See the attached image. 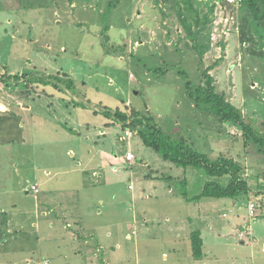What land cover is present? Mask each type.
<instances>
[{"label":"rangeland","instance_id":"obj_1","mask_svg":"<svg viewBox=\"0 0 264 264\" xmlns=\"http://www.w3.org/2000/svg\"><path fill=\"white\" fill-rule=\"evenodd\" d=\"M110 1L0 0V103L9 95L15 100L20 99L17 107L22 113L29 98L33 102L41 96L36 106L44 110L43 115L37 114L46 120L43 124L64 127L65 133L72 128L81 134L82 144L75 147L78 150L99 142L106 151L121 158L118 164L124 168L118 167L117 174L126 172L127 177L117 180L119 177L106 169L110 185L99 189L103 190L101 192L93 188L96 180L92 175L86 176V183L79 174H75L71 181L75 187L72 190L92 187L82 189L80 199L89 201V204L96 203L93 222L115 224L111 228L114 231L117 224L128 222L125 252L138 253L139 259L134 255L133 263L131 258L127 263L178 264V257L170 252L175 243L165 237L170 232V222L182 234L190 233V229H201L200 222L204 226V222H222L224 229L220 241L214 245L207 239L206 259L202 263L193 259L191 264H264V149L250 145L245 148L238 127L229 123L218 124L210 114L195 106L186 90L188 82L192 83L193 89L203 85V74L209 70L217 92L236 106L247 123L264 138V20L254 21L241 7L242 2L194 0V8L200 17L208 19L198 28L202 48L198 54L178 18L181 11L193 23L182 0H160L159 3L154 0H120L112 9L108 7ZM12 72L18 76H30L35 84L15 80L8 81V84L2 78ZM60 73H66L68 78L64 79L70 78L73 83L69 85L65 81L60 84L58 78L47 76ZM40 79L51 83L37 84ZM55 84L62 89H55ZM29 94L31 96L25 100V95ZM50 97L60 99L68 108L55 101L52 103ZM87 100H90L88 107L92 114H87L86 110V117L91 120L105 118L113 126H118L120 138L115 136L111 141L102 142L91 135L97 131L87 133L78 127V123L88 121L76 115L81 105L87 107ZM106 107L118 121L109 116L111 113L108 115ZM116 107L125 114L127 121H121L122 118L115 115ZM132 111L138 112L145 125L137 123L140 119L134 117ZM98 112L103 116L98 117ZM30 117L27 123L34 124L35 118ZM74 118L71 122L70 119ZM3 121L6 123V118ZM148 123L152 126L150 130L156 124L168 135L180 134L213 158L223 154L240 161L245 166L242 176L250 186V193L234 200L212 199L191 205L182 200L174 206L168 204L169 189H175L173 195L186 200L188 195L194 197L201 192L206 179L199 170L177 167L147 147L140 134ZM7 128L0 125V175H4L0 186L15 185L6 191L7 194L14 191L11 198L7 201L4 196L3 200L4 207L17 222H12V231L5 235L6 238L0 236V264H56L54 259L43 263L47 258L46 239L51 231L54 234V230L44 227L46 222H31L35 219L36 200L28 185L35 176L42 189L46 171L56 173L53 167L57 164L46 160V165L43 164L45 157L42 154L54 150L50 143L40 145L38 140L29 137L47 139L57 134L41 131L39 126L23 133L29 139L21 142L20 136L13 129L5 131ZM38 129L40 132L37 133ZM61 137L64 141L65 137ZM57 148L60 150L59 146ZM78 150L77 158L81 159L82 152L78 154ZM129 151L135 155L132 163L126 160ZM184 180L187 181L185 190L180 185ZM131 183L134 191L128 189ZM21 186H28L27 192L30 193L20 192ZM65 187L63 184L59 189ZM154 187L162 189L159 191L163 192L162 195L152 192ZM145 188L152 190H143ZM180 191H186L188 195L181 196ZM141 192L143 196H139ZM150 194L153 197H147ZM99 199H103V204H98ZM208 202L216 205L205 208L204 203ZM14 203L15 209H12ZM252 204L255 205L253 214L249 209ZM207 209H210L209 213ZM139 222L148 223L150 235H142L147 232L142 225L141 230H134ZM63 223L67 225V222ZM160 225L163 227L159 230ZM249 226L252 235L241 236ZM158 230L164 239H159ZM119 233L117 240L124 238ZM152 235L157 239L151 238ZM140 238L143 247L136 252L130 243ZM176 243L184 244V240L178 238ZM165 252L168 260L163 256ZM96 261L89 258L85 264ZM113 264L118 263L114 261ZM180 264L189 262L183 259Z\"/></svg>","mask_w":264,"mask_h":264},{"label":"crops","instance_id":"obj_2","mask_svg":"<svg viewBox=\"0 0 264 264\" xmlns=\"http://www.w3.org/2000/svg\"><path fill=\"white\" fill-rule=\"evenodd\" d=\"M10 74L16 75V73L14 72ZM47 76H51V75H47ZM30 78L31 77H29V79ZM25 79L27 78H24L22 81L26 82L27 80H29V79L27 80ZM50 94L51 96L56 95V93H50ZM29 96L31 95L30 94L25 95V100H27ZM40 97L38 98L39 100ZM50 98L52 103H54L53 101H55L57 104H59V106L63 108L67 107L66 105H64L63 102H61L60 99L53 97ZM5 99H6L5 102L3 101L0 103L4 105L6 108L5 111L0 110V125L8 126L7 130L5 131H10L13 129L18 134V136H20L21 142H25L29 138L30 140L36 139L40 142L39 143L40 145L50 143V147L54 149L52 151L46 150L45 151L46 154H42V155L45 157L43 159V164L46 165L44 160L52 162L54 164L57 163L53 167V169H56V173H53L51 171H46V174L44 175V179H42L44 181L41 184L43 186L42 189L39 187V182H38L39 179H36L35 176L33 177V179H31V183L28 185L31 187L36 185L39 188V192L37 194L31 191L35 194V200H36V205H35L36 209L34 213L35 219H31V222H46L44 223V227L49 228L50 231L51 229L54 230L53 235H52V231L48 233V237L46 239L47 242L46 253L48 255L46 254L47 258L43 260L45 261L43 263L48 262V259H54L57 261L56 264H85L86 260L91 258L97 260L98 264H113L114 261L115 263L118 264H129L127 263L128 258H131V263H133L132 257L134 255H136V257L139 259L138 253L129 254L128 252L127 254L125 252V244L127 242L126 237L128 238V234H129L128 222H125L123 225L117 224L116 229L118 228V226H120L121 228L117 230L115 229L116 232L114 230H111L112 227H115V224L107 225L101 222L99 223L93 222L92 214L95 213L94 208L96 203L92 202V204L91 203L89 204V201L80 199V191L82 189L92 188V187L84 186L82 188H79L80 189L79 191L78 189L72 190V188L75 187L74 185H72L73 182L71 181V178L75 177V174L76 176L77 174H79V177H84L82 181L85 183L88 182V178L86 176L92 175V177L96 180L93 181V185H94L93 188H96L97 191L99 192L103 191L99 189H104V187L110 185L109 179L106 178V169L110 170V172L115 174L116 177H119L117 180L126 178L127 177L126 172L123 175L117 174L118 167L121 166L124 168L122 164H118V161L121 158H119L116 155V153L113 156L110 151H106L105 148L101 147L102 145H100L99 142H95L94 144L95 147L94 146L88 148L85 147L84 148L85 151L82 149L79 150L76 149L75 147H77V145L82 144L80 142L81 134H79L72 128L67 129L69 130V132L65 133L64 131L66 129L64 127H61L59 125L56 126L54 124L53 125L43 124V122L46 120L43 117L37 115L38 113H41L42 115L44 114V110H42V108L40 109V106H36L37 104H39L37 102L39 101L38 99H35V101L32 102L31 100L33 99L29 98L30 101L28 103V106L24 104L22 113L18 111L19 109L17 107L21 103V101H19L20 99L15 100L14 97L10 95ZM89 101L90 100H87L86 102L88 103L87 107L81 105L79 107L80 108L79 111L76 112L77 116L80 115V117L86 118L88 120L87 123L84 122L78 123V127L81 129L84 128L87 133L97 131L98 133L91 135H93V138H99L102 142L108 139H110L111 141L115 138V136L120 138L119 133L121 132L117 130L118 126L117 127L113 126L112 123L108 122L105 118L104 119L97 118L91 120L89 117H86V113L89 115L92 114L90 107H88L90 106ZM33 105L35 107H33ZM86 110L88 111L85 113L84 111ZM99 114L101 113L98 112V114L96 115H98V117L103 116ZM29 116H31L30 118H35L36 121L34 124H31L30 122L27 123ZM5 118H6V123L3 121V119ZM8 119H11L13 121L11 122ZM70 120L71 122H73L75 118ZM89 121L92 123H88ZM39 126L42 128L40 129L41 131H50L56 133L57 135L55 137L47 138V139H41V138L38 139L35 137L33 138L31 136L28 138L26 135H23V133L26 134L30 130H35ZM36 132L37 133L40 132L39 129ZM61 136L65 137L64 141H62ZM85 138H89V137H85ZM57 146L60 147V150H58ZM77 150H78V154L79 152H82L81 159L77 158ZM61 156H64L66 159L62 158ZM59 157H61L62 163L60 162ZM23 158L24 157H22L21 160H23ZM0 160H1V156H0ZM61 164H64V166ZM38 165H39V159L37 160V166ZM129 174H130V178H132L133 177L132 173L129 172ZM3 176H4L3 174L0 175V179H2L0 181L4 180ZM63 184L66 185L65 189H59ZM9 185L10 184H8L7 186L5 185L0 186V236H4L5 238H6L5 235H9V233L12 231L11 230V228L13 227L12 222H17L13 219L14 215L10 214L11 212L8 213V209L4 207L5 200H3V197L7 196V201H8L14 192L11 189L12 193L7 194L6 192L7 189L15 187V185L12 187H9ZM28 186L26 188L21 186L20 192L22 191V193L25 192L26 194H29L30 192L29 191L27 192ZM128 189L134 191L132 189V183L129 185ZM143 190L147 191L152 189L145 188ZM174 190L175 189H169V191H167L168 197H170L168 198V202H169L168 204L174 206L179 203H182V200L185 201L186 205H191L195 203L184 200L183 198L177 195L174 196L173 195ZM159 191H162V189L155 188L152 190V192L154 193H157ZM162 193L163 192H159V194L161 195ZM151 195L152 194H150L147 197H153ZM139 196H143V193L141 192ZM204 200H212V199H202L200 201H197L196 203L201 204ZM213 200H217V199H213ZM219 200H223V199H219ZM81 202H84V205ZM97 202L98 204H103V199H99ZM208 205L215 206L216 203L214 202L204 203L205 208ZM225 205L227 206L228 204L226 203ZM11 207L12 209H15V203ZM206 212L209 213L210 209H207ZM98 213H101V211L99 210ZM53 214H55L54 215L56 217L55 219ZM179 219L182 220V218ZM63 222H67V225H65ZM139 223L136 224V229H134L136 230V232L138 228L140 230L142 229L140 225H142V227L147 228L146 226L147 222L144 223L145 225ZM204 223L205 226L202 225L203 222H200L201 229H198L196 231L195 230L191 231L192 229H190V233L187 232L186 234H182L176 229V227L171 226L172 222H170V226H169L170 232L165 237L169 238L171 241H173V243H175L174 245L175 248L173 249V251L170 252L173 253V256L175 254V256L178 257L176 259L178 261V264H180L181 260L183 259L188 260L189 264L193 262V259L194 261H200L202 263L204 259H206L207 257V253H206L207 239H209L210 243L214 245L217 244L218 241H220L221 234H223L224 224L222 222H204ZM162 225H160L159 230L161 227H163ZM148 230L149 229L147 228V232H142V235H147V236L148 234L150 235V231ZM159 230L158 233H160ZM244 230L245 231L244 233H241V236H243L246 233L252 235L251 226H249L247 229ZM197 231L200 232L201 238L203 239L204 255L201 260L195 259L193 257V252H192L191 235ZM119 232H121L122 236H124V238L121 240H117L116 238V235L120 234ZM173 233L175 234V238L173 237ZM160 234H158L159 239L160 240L164 239L162 238L164 235L162 234L160 235ZM151 238L157 239V236L152 235ZM178 238L179 239L182 238L184 240V244L176 243V240ZM52 243H54V245H52ZM130 245L134 246L135 251L138 252V248H141L142 246L141 238L134 243H130ZM117 248H120L119 252ZM176 252H178L179 254ZM181 252H183L184 255L181 254ZM163 256L168 260L169 256L167 255V252H165ZM96 262L94 264H97ZM50 264L52 263L50 262Z\"/></svg>","mask_w":264,"mask_h":264},{"label":"trees","instance_id":"obj_3","mask_svg":"<svg viewBox=\"0 0 264 264\" xmlns=\"http://www.w3.org/2000/svg\"><path fill=\"white\" fill-rule=\"evenodd\" d=\"M156 3H159L160 0H154ZM166 1V0H164ZM120 0H111L109 2V8L112 9L118 5ZM194 0H182L185 6V10L192 15L193 23L188 21V18L183 15L181 11L178 13V18L187 33L188 39L192 42V48L198 54L201 53L200 40L199 36L201 32L198 30L200 25L208 22L207 17H200L198 11L194 8ZM242 2L241 7L245 8L248 15H251L254 21L259 23L264 20V0H240ZM201 55V54H200ZM202 56V55H201ZM30 76L26 74L18 75H8L4 74L3 80L8 81L15 80L17 82L22 81L24 78L29 79ZM51 78H58L56 80L60 81V84L73 83V81L66 76V73H60L58 76H49ZM1 79V80H2ZM204 83L196 89L192 88V83L188 82L186 84V90L188 98L191 99L195 106L206 112L208 115L213 117L214 120L218 121V124L222 125L225 123L233 124L242 131V138L244 139L245 148L249 145L252 147L264 149V138L261 137L254 128L247 123L244 119L242 112L234 106L232 103L228 102L224 95L219 94L214 85V78L209 74L207 70L203 74ZM30 84H35L31 79L27 80ZM26 81V82H27ZM32 82V83H31ZM25 83V82H24ZM50 80H39L37 84L47 85L50 84ZM29 84V85H30ZM28 87V85L26 84ZM54 88L61 90L58 85L55 84ZM107 111L108 108L106 107ZM117 110H114L115 115L121 117V121H127L128 118L125 114ZM109 113H111L109 115ZM134 117L139 118V114L136 111L131 112ZM105 115V113H104ZM110 117H114L113 113L108 111ZM107 117V115H105ZM140 119V118H139ZM134 123V122H133ZM137 123H144L143 118L137 120ZM145 125V123H144ZM155 127L150 126V123L147 124V128L141 132L140 137L143 143L155 151L157 154L165 161L172 162L175 166L181 167L183 169H196L201 172L205 177V181L202 187L201 192L194 196L189 197L186 191L181 192L180 195L186 197L189 202H197L202 199H237L243 195H248L250 193V186L247 181L243 178L242 173L245 169L244 164L233 157H227L223 154H220L217 158H213L210 154L204 153L194 147L193 144L188 143V140L183 138L180 134L168 135L160 130L156 124ZM134 127V126H132ZM133 129V128H132ZM221 128H219L220 130ZM135 130V129H134ZM185 190L187 188V181L184 180L180 184ZM179 186V184L177 185ZM192 242V252L193 257L197 260L203 258V239L201 238L200 232H194L191 235Z\"/></svg>","mask_w":264,"mask_h":264},{"label":"built area","instance_id":"obj_4","mask_svg":"<svg viewBox=\"0 0 264 264\" xmlns=\"http://www.w3.org/2000/svg\"><path fill=\"white\" fill-rule=\"evenodd\" d=\"M229 3H239L240 0H227ZM135 159V155L132 153V152H128L127 155H126V160L127 162H133ZM31 191H33L34 193H38L39 192V188L35 185V186H32L31 187ZM251 213L253 214L254 210H255V205L252 204L250 207H249Z\"/></svg>","mask_w":264,"mask_h":264},{"label":"bare ground","instance_id":"obj_5","mask_svg":"<svg viewBox=\"0 0 264 264\" xmlns=\"http://www.w3.org/2000/svg\"><path fill=\"white\" fill-rule=\"evenodd\" d=\"M5 109H6L5 106L4 105L2 106V104H0V110L5 111Z\"/></svg>","mask_w":264,"mask_h":264},{"label":"water","instance_id":"obj_6","mask_svg":"<svg viewBox=\"0 0 264 264\" xmlns=\"http://www.w3.org/2000/svg\"><path fill=\"white\" fill-rule=\"evenodd\" d=\"M3 106V105H2ZM2 111V110H1Z\"/></svg>","mask_w":264,"mask_h":264}]
</instances>
